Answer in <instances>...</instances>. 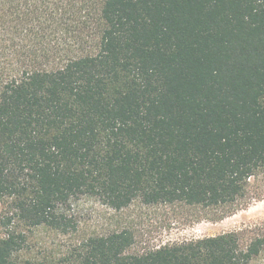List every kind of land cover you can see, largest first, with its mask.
Wrapping results in <instances>:
<instances>
[{"label": "trees", "instance_id": "1", "mask_svg": "<svg viewBox=\"0 0 264 264\" xmlns=\"http://www.w3.org/2000/svg\"><path fill=\"white\" fill-rule=\"evenodd\" d=\"M27 16L0 84V264L26 235L67 232L73 198L235 213L264 173V0H3ZM259 228V227H258ZM260 229V230H259ZM128 253L127 230L58 264H264V230ZM262 230V231H261Z\"/></svg>", "mask_w": 264, "mask_h": 264}, {"label": "rangeland", "instance_id": "2", "mask_svg": "<svg viewBox=\"0 0 264 264\" xmlns=\"http://www.w3.org/2000/svg\"><path fill=\"white\" fill-rule=\"evenodd\" d=\"M2 6L3 0H0V84L20 74L24 51L30 44L27 30L35 21L34 17L29 20L27 16L21 22L20 17L4 14ZM249 190L248 203L220 220L211 219L216 216L213 212L197 210L181 202L145 204L135 199L117 210L96 197L80 196L63 208L70 219L67 232L45 227L23 228L26 241L17 255L20 260H30L33 264H58L63 259H73L76 248L89 237L122 230L132 235L127 252L133 254L230 231L264 230V173L252 180ZM4 230L0 226V235Z\"/></svg>", "mask_w": 264, "mask_h": 264}]
</instances>
